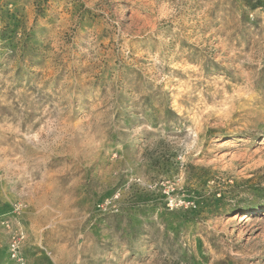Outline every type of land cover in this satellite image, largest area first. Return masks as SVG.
<instances>
[{
  "label": "rangeland",
  "instance_id": "1",
  "mask_svg": "<svg viewBox=\"0 0 264 264\" xmlns=\"http://www.w3.org/2000/svg\"><path fill=\"white\" fill-rule=\"evenodd\" d=\"M0 264H264V0H0Z\"/></svg>",
  "mask_w": 264,
  "mask_h": 264
}]
</instances>
